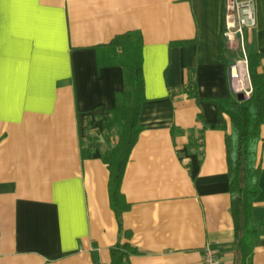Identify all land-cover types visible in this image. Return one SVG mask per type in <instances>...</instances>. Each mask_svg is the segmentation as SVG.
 Returning <instances> with one entry per match:
<instances>
[{
    "label": "crops",
    "instance_id": "crops-1",
    "mask_svg": "<svg viewBox=\"0 0 264 264\" xmlns=\"http://www.w3.org/2000/svg\"><path fill=\"white\" fill-rule=\"evenodd\" d=\"M255 5L249 42L264 75V0ZM225 15L226 0H0V264H111L120 242L137 250L131 264H203L207 248L235 264L227 110L244 59L224 38ZM128 33L142 38L146 101L121 235L103 158L118 142L109 118L125 72L100 61ZM261 138L254 264L264 125Z\"/></svg>",
    "mask_w": 264,
    "mask_h": 264
},
{
    "label": "trees",
    "instance_id": "trees-1",
    "mask_svg": "<svg viewBox=\"0 0 264 264\" xmlns=\"http://www.w3.org/2000/svg\"><path fill=\"white\" fill-rule=\"evenodd\" d=\"M102 52L101 65H120L125 72V87L117 92L116 105L109 118V127L115 130L118 142L103 158L111 172V204L122 235L123 214L130 207L121 190L122 182L130 155L143 131L139 115L146 101L141 35L128 33L118 36ZM247 59L252 95L242 102L232 101L227 110L231 121V132L227 135V155L231 213L235 222V264H254L259 235L253 218V205L260 192L259 177L262 171L259 150L264 125V75L259 69L263 54L254 50L249 42ZM136 252L129 244L120 242L111 249V264H131L130 257Z\"/></svg>",
    "mask_w": 264,
    "mask_h": 264
},
{
    "label": "built area",
    "instance_id": "built-area-1",
    "mask_svg": "<svg viewBox=\"0 0 264 264\" xmlns=\"http://www.w3.org/2000/svg\"><path fill=\"white\" fill-rule=\"evenodd\" d=\"M255 4L256 0H226L224 38L228 44L232 45L237 42L243 49L245 59L242 64L244 67H234L232 72L235 73L236 77H241L238 89L242 94L245 93L246 97H250L252 93L251 88L246 89L243 84L246 79H249L247 43L257 26V6ZM235 82L234 80L232 86L237 90ZM203 264H221L218 252L212 248H207Z\"/></svg>",
    "mask_w": 264,
    "mask_h": 264
},
{
    "label": "rangeland",
    "instance_id": "rangeland-1",
    "mask_svg": "<svg viewBox=\"0 0 264 264\" xmlns=\"http://www.w3.org/2000/svg\"><path fill=\"white\" fill-rule=\"evenodd\" d=\"M228 46H230V48H231V50L233 52V56H235L237 59H242V58L245 59V55H244L243 49H242L241 46L238 45L237 42H235L232 45L229 44ZM246 80H248V79H246ZM247 82H249V81H247ZM245 84H246V82H244L243 86H245V88L248 89L249 87H247V85H245ZM243 94H245V93H243ZM251 95H252V93H251ZM248 98H250V97H246V99H248Z\"/></svg>",
    "mask_w": 264,
    "mask_h": 264
},
{
    "label": "water",
    "instance_id": "water-1",
    "mask_svg": "<svg viewBox=\"0 0 264 264\" xmlns=\"http://www.w3.org/2000/svg\"><path fill=\"white\" fill-rule=\"evenodd\" d=\"M237 99H239V101H244L246 99V96H245V94L240 93V94H238Z\"/></svg>",
    "mask_w": 264,
    "mask_h": 264
}]
</instances>
